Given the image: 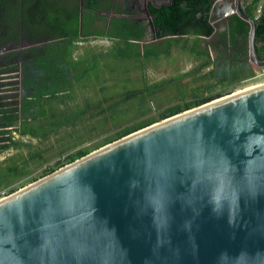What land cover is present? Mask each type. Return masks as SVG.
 Here are the masks:
<instances>
[{
    "label": "water",
    "instance_id": "95a60500",
    "mask_svg": "<svg viewBox=\"0 0 264 264\" xmlns=\"http://www.w3.org/2000/svg\"><path fill=\"white\" fill-rule=\"evenodd\" d=\"M209 1L213 24L218 1ZM235 2L249 23L248 62L264 68L255 21ZM145 13L152 37L141 42L155 39ZM0 264H264V81L1 197Z\"/></svg>",
    "mask_w": 264,
    "mask_h": 264
},
{
    "label": "rangeland",
    "instance_id": "374dc122",
    "mask_svg": "<svg viewBox=\"0 0 264 264\" xmlns=\"http://www.w3.org/2000/svg\"><path fill=\"white\" fill-rule=\"evenodd\" d=\"M59 1L68 5L75 4V0ZM96 14L99 18L100 15ZM221 32L223 35L227 34L226 30ZM193 39V36L188 37V45ZM149 45L155 48L157 55L154 50H150L147 55L134 51L123 54L118 50L120 46L123 47L122 50H126L122 41L102 35L80 37L78 41L68 45L71 61L75 66V70L72 71L73 86L68 94L63 93L60 95L61 98L51 101L50 107L68 112L69 108H84L88 103L92 107L98 103L100 105L86 113L89 115L88 119L84 121L77 119L75 126L69 124L56 131L50 130L44 137L41 136L43 132L41 125L42 122L51 123L52 120L48 116L31 120L33 129L40 131L34 136L20 135L12 131L18 146L12 145L1 151L0 164L3 168L16 164L24 168L25 172L8 186L4 187L0 184V197L17 191L45 175L50 169H57L67 164L68 156L82 147H88L91 151L99 148L105 141L110 140V137L116 136V132L121 128L148 118L158 121L159 113L166 107L180 102L184 97L189 98L193 86L197 87L198 93L219 92L223 96L264 81V71L257 66L256 68L251 66L252 76L230 83L224 77L223 71H217L216 76L214 73L212 77L207 74L208 70L213 68L212 64L200 72H195L193 69L203 58L194 54L189 46L180 48L172 45L167 51L166 40L162 38L147 43L139 42L140 52ZM196 46L200 50L207 49L210 52L204 38H200ZM210 54L213 57L212 50ZM184 78H190L188 81L190 84H181L182 80L185 81ZM225 84L232 85L223 87ZM154 89L159 90L152 92ZM139 90L141 91L139 94H132ZM15 91L18 94V90ZM126 93L132 94V99L120 100ZM20 98L18 95L19 100ZM48 102L44 101L41 105L48 108ZM114 103L118 105L115 111L107 109L105 111L109 104ZM91 112L95 113L90 115Z\"/></svg>",
    "mask_w": 264,
    "mask_h": 264
},
{
    "label": "trees",
    "instance_id": "16d2710c",
    "mask_svg": "<svg viewBox=\"0 0 264 264\" xmlns=\"http://www.w3.org/2000/svg\"><path fill=\"white\" fill-rule=\"evenodd\" d=\"M80 1H82L81 23ZM260 1V13L255 16L253 10H256ZM100 3V0H75L74 5L73 3L68 5L59 0H0L3 20L8 26L12 27L15 25L16 31H18L19 25H21L25 32H29L32 35L33 39L37 38V28H39L46 38L54 40L43 46L42 54L33 56L21 67V81L16 87L18 90L16 104L14 106L10 102L6 104L5 109L0 111V152L10 148L12 145L18 146L17 140L12 136V131H16L20 135L30 134L33 136L37 132L40 133L39 130L35 131L33 129L31 120H39L45 116L52 120L51 123L41 121L43 130L41 136L44 137L50 130L56 131L69 124L75 126L77 119L81 121L88 119L89 115H86V113L93 107H99V103L93 107L88 103L84 108H69L70 111L66 112V110L61 111L50 107V102L61 98L60 95L63 93L68 94L71 90V86H73L72 71L75 70V66L74 62L71 61L68 45L71 42L78 41L80 37H87L86 34L89 35L93 31L91 22L98 17L96 10L99 9ZM209 7V0H172V3L165 8H150L154 25L160 28L157 36L165 37V50L168 51L172 45L180 48L189 46L194 54L202 56L203 59L193 69L195 72H200L213 62L209 52L200 50L196 46L201 36L207 37L214 30L213 25L208 20ZM244 12L255 21L256 51L258 57L264 59V49L260 51V48H264V0H251ZM115 21V18L111 20L109 30L104 36L112 40H120L125 44L126 50H122L123 47L120 46L118 48L119 52L128 54V52L134 51L135 53L147 55L150 50H154L155 55H157V51L151 45L144 48L143 52H140L139 40L145 38L142 26L134 24L128 18L120 19V25L116 24ZM230 29L239 30L246 37L249 23L239 16H234ZM191 36L194 39L188 45V37ZM214 73L215 70L213 68L207 72L211 77ZM252 75L251 70L241 74L232 73L227 81L233 83ZM218 79L220 80V78ZM218 79H216L217 82H219ZM184 80L181 81V84H190L188 82L190 78H184ZM146 87L149 88L148 86ZM156 90L159 89H154L152 92ZM192 90L193 92L189 94V98L186 99L184 97L180 102L169 105L160 112L159 120L221 96L219 92L202 94L201 91L198 93L195 86L192 87ZM140 92V90L134 91L132 94L137 95ZM132 94L126 93L120 100L132 99ZM18 95L21 97L20 100ZM44 101H49L48 108L41 105ZM117 107V103L109 104L105 111L106 109L115 111ZM94 113L91 112L90 115ZM155 121L154 118H148L121 128L116 132V136L110 137V140L105 141L104 144ZM90 151L88 147L78 149L68 156V163ZM54 170L50 169L46 174ZM24 172V168H20L16 164L7 165L4 168L0 164V184L4 187L8 186L19 175H23Z\"/></svg>",
    "mask_w": 264,
    "mask_h": 264
},
{
    "label": "flooded vegetation",
    "instance_id": "af4514ba",
    "mask_svg": "<svg viewBox=\"0 0 264 264\" xmlns=\"http://www.w3.org/2000/svg\"><path fill=\"white\" fill-rule=\"evenodd\" d=\"M99 9L96 13L100 15L99 18L93 20V31L86 36L102 35L104 36L108 30L110 22L115 18L120 25V19L128 18L138 26H142L145 32V39L152 37L151 28L148 25L147 14L145 8H165L172 3V0H100ZM227 2V1H226ZM211 10V3L209 1ZM101 6V7H100ZM239 6L243 11L241 0ZM218 19L212 24L213 32L208 39L209 44L214 52L213 69L216 74L217 71H223L224 75L229 76L232 73L243 70L244 66L248 64V55L245 42L237 38L238 41L223 42L222 30L227 32L230 30L232 16L237 14L234 3H225L218 6ZM223 9H228L223 11ZM225 12L224 14H222ZM152 13L149 17L153 22ZM222 15V16H221ZM3 10L0 7V111L6 108V104H16V87L21 81L22 70L24 63H27L33 56L42 54L43 46L48 42H53L46 38L45 34L37 28V38L33 39L29 32H25L23 27L19 25L16 31L15 25L10 27L3 20ZM154 25V22H153ZM224 26V27H223ZM222 28V29H221ZM155 39L161 40L165 37L157 36L160 32L159 27L154 25ZM55 39V38H54ZM264 48H260L262 51ZM13 106V107H14Z\"/></svg>",
    "mask_w": 264,
    "mask_h": 264
},
{
    "label": "crops",
    "instance_id": "0c3cea01",
    "mask_svg": "<svg viewBox=\"0 0 264 264\" xmlns=\"http://www.w3.org/2000/svg\"><path fill=\"white\" fill-rule=\"evenodd\" d=\"M218 1V3H217V6H220V5H224L225 3H231V1H232V3H234V5H235V0H217ZM227 1V2H226ZM251 0H241V3H242V6H243V10L245 11L246 10V8H247V5L249 4V2H250ZM101 7V6H100ZM260 8H261V1L258 3V5H257V8H256V10H253V13H254V15L255 16H258V14L260 13ZM244 14H246L245 12H244ZM247 15V14H246ZM222 16V15H221ZM234 16H239V15H237V14H234L231 18H232V20H233V18H234ZM249 16V15H248ZM240 17V16H239ZM249 17H251V16H249ZM241 18V17H240ZM252 18V17H251ZM218 19V18H217ZM243 19V18H242ZM243 20H245V19H243ZM246 21V20H245ZM223 30H225V29H223ZM232 30V31H231ZM249 31V30H248ZM209 37H210V35L209 36H207V37H204V36H201L200 38H204L205 39V41L208 43V47H209V50H210V52H211V50H212V47H211V45L209 44V42H208V39H209ZM199 38V39H200ZM222 38H223V42L225 41V42H228L229 40L230 41H238L237 40V38H239L240 40H242L243 42H245V45H246V50H247V52H248V33H247V35H246V37L244 36V34H242V32H240L239 30H237V31H235L234 29H230L228 32H227V34H222ZM245 38H246V40H245ZM198 39V40H199ZM143 40H145V38L144 39H142V40H139V42H141V41H143ZM141 43H147V42H141ZM204 51H207V52H209L207 49L206 50H204ZM213 51V50H212ZM209 52V53H210ZM210 56H211V58H212V60H213V62H214V52H213V57H212V55L210 54ZM248 61V60H247ZM213 62H212V67H213ZM251 66H253L254 68H256V65H254V64H250L249 62H248V64L247 65H245L244 66V68H243V70H240V71H237L236 73L237 74H241V73H244L245 71H249V70H251L252 71V69H251ZM258 67V66H257ZM259 69H262V68H260V67H258ZM255 71V70H254ZM215 74H216V72H215ZM231 76V74L229 75V76H226V75H224V77L225 78H229ZM222 79V78H221ZM243 80V79H242ZM230 85H232V84H225L223 87H226V86H230Z\"/></svg>",
    "mask_w": 264,
    "mask_h": 264
},
{
    "label": "built area",
    "instance_id": "2783aa9c",
    "mask_svg": "<svg viewBox=\"0 0 264 264\" xmlns=\"http://www.w3.org/2000/svg\"><path fill=\"white\" fill-rule=\"evenodd\" d=\"M262 70L264 71V68H262ZM3 197V196H2ZM1 198V197H0Z\"/></svg>",
    "mask_w": 264,
    "mask_h": 264
}]
</instances>
